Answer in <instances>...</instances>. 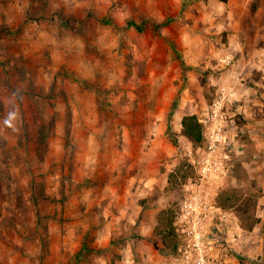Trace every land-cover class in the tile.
I'll return each instance as SVG.
<instances>
[{
    "label": "rangeland",
    "instance_id": "rangeland-1",
    "mask_svg": "<svg viewBox=\"0 0 264 264\" xmlns=\"http://www.w3.org/2000/svg\"><path fill=\"white\" fill-rule=\"evenodd\" d=\"M221 87L225 190L260 194L230 251L264 264V0H0V264L154 262V248L122 255L127 242L78 255V235L109 220L138 242L175 211L195 170L182 118Z\"/></svg>",
    "mask_w": 264,
    "mask_h": 264
},
{
    "label": "built area",
    "instance_id": "built-area-1",
    "mask_svg": "<svg viewBox=\"0 0 264 264\" xmlns=\"http://www.w3.org/2000/svg\"><path fill=\"white\" fill-rule=\"evenodd\" d=\"M229 90L221 87L211 102L202 124V143L194 147L185 138L181 143L193 175L183 184L182 197L174 211L179 245L173 253L175 264H226L231 255L230 235L239 227V218L226 209L220 197L230 177L229 160L236 143L228 129Z\"/></svg>",
    "mask_w": 264,
    "mask_h": 264
},
{
    "label": "trees",
    "instance_id": "trees-1",
    "mask_svg": "<svg viewBox=\"0 0 264 264\" xmlns=\"http://www.w3.org/2000/svg\"><path fill=\"white\" fill-rule=\"evenodd\" d=\"M129 26L137 25L135 22L130 21L127 23L126 27ZM237 116L238 121L243 122L241 116ZM180 132L191 141L194 146H198L202 143V125L196 114H188L182 118V128ZM259 195V193L245 194L241 192L240 189L232 188L223 192L220 202L224 208L232 209L236 213L241 226L245 230L251 231L260 221V218L257 216ZM157 218L158 225L156 226V233L162 237L167 248L174 253L179 245L178 235L174 226V210L171 208L163 209L160 211Z\"/></svg>",
    "mask_w": 264,
    "mask_h": 264
},
{
    "label": "crops",
    "instance_id": "crops-1",
    "mask_svg": "<svg viewBox=\"0 0 264 264\" xmlns=\"http://www.w3.org/2000/svg\"><path fill=\"white\" fill-rule=\"evenodd\" d=\"M180 131H181V129H180ZM180 135L181 136H179V137L183 138L184 135H182L181 132H180ZM159 213L160 212H158L154 216V218H152V220H151L152 223H150V225H151L150 228H146V230L144 231L145 235H147V237L139 240L138 242L132 241L131 233L124 235V237H122V236L115 237L114 228L116 225H112V222H110L109 220L107 223L102 224V228H97L95 230V232L92 234H89L87 232V230L85 232L83 231L80 235H78L81 237V239L77 240L78 246H77L76 250L79 251L78 255L80 253H84V249H85L84 248V241L86 242V244L88 243V245L92 248H99V247L103 246L106 248V251L108 253H111V254L116 251V249L118 248L117 245H123L127 242L128 243V247L126 248L127 250L122 255H129V253L132 255L133 253L135 254V252H136V253H138V255L140 254L145 259H147L148 255H149L148 248H154V250L158 254V255L157 254L155 255L156 260L154 262L149 261V262H147V264H173V263H175V259H174V262H172V260L168 256V255H173V257H174L173 252L170 251L169 248H167L166 243L164 242L162 237L156 233V226L158 225V218L157 217H158ZM78 222H80V221H78ZM81 222L84 223V221H81ZM74 224L80 225L79 223L76 224L75 222H74ZM141 225H144V227H146L144 220L142 221ZM106 228H109V229L107 231L108 234H107V237L105 239L104 238V232L106 231ZM139 232H141V227L139 228ZM154 234L157 235L158 237L160 236L161 239L159 240L157 236H153ZM148 237H150V238L148 239ZM104 243H105V245H103ZM159 243H162V245L160 247H159ZM164 247H165V249H164ZM124 249H125V247H124ZM88 252H89V250H87L86 253H88ZM237 259L238 258L230 255L226 259V264H239V261H237ZM118 262L120 264L122 263V261H118Z\"/></svg>",
    "mask_w": 264,
    "mask_h": 264
}]
</instances>
